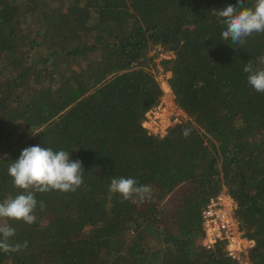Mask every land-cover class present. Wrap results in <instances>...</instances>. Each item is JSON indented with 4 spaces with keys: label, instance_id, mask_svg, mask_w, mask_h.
<instances>
[{
    "label": "trees",
    "instance_id": "obj_1",
    "mask_svg": "<svg viewBox=\"0 0 264 264\" xmlns=\"http://www.w3.org/2000/svg\"><path fill=\"white\" fill-rule=\"evenodd\" d=\"M227 3L0 0V202L22 191L8 167L25 147L69 151L84 169L75 191L35 194L33 224L8 222L10 243L27 247L0 250V264H242L222 241L200 243L202 211L223 190L255 240L249 263L264 264V92L243 71L264 67V33L223 41L214 11ZM156 45L188 115L162 136L142 126L162 94ZM120 177L151 198L111 193Z\"/></svg>",
    "mask_w": 264,
    "mask_h": 264
},
{
    "label": "clouds",
    "instance_id": "obj_2",
    "mask_svg": "<svg viewBox=\"0 0 264 264\" xmlns=\"http://www.w3.org/2000/svg\"><path fill=\"white\" fill-rule=\"evenodd\" d=\"M214 15L224 25L221 39L237 45L236 48H242L246 38L253 33H264V0H254L252 6H248L246 0H236V3H227L219 11H214ZM258 63L264 66V55L258 57ZM243 71L248 74V84L254 90L264 92V67H255L249 62ZM38 133L32 132L33 135ZM83 172L82 162L71 160L69 151H53L39 144L22 149L19 157L8 167L13 185L22 191L0 202V221H3L0 223V250L14 252L27 247V241L10 243L16 229L8 222L23 221L31 225L36 221V193L75 191L83 183ZM109 191L119 194L125 201L144 202L152 196L151 186L141 185L131 177L113 178ZM39 206L41 210L45 207L43 202Z\"/></svg>",
    "mask_w": 264,
    "mask_h": 264
},
{
    "label": "built area",
    "instance_id": "obj_3",
    "mask_svg": "<svg viewBox=\"0 0 264 264\" xmlns=\"http://www.w3.org/2000/svg\"><path fill=\"white\" fill-rule=\"evenodd\" d=\"M163 57H169L162 51ZM170 71L159 67L155 77L162 94L160 99L150 106L144 114L142 126L148 134L162 136L173 123L186 121L188 115L177 104L169 85ZM236 203L225 191L211 198L202 211V236L200 243L206 248L213 247L218 241L224 243L227 254L242 264H250L248 249L255 240L246 236L234 214Z\"/></svg>",
    "mask_w": 264,
    "mask_h": 264
},
{
    "label": "rangeland",
    "instance_id": "obj_4",
    "mask_svg": "<svg viewBox=\"0 0 264 264\" xmlns=\"http://www.w3.org/2000/svg\"><path fill=\"white\" fill-rule=\"evenodd\" d=\"M161 47L160 46H155L153 47L151 50H150V55H152L154 57V63H152V66H151V70L153 71L154 74H157V70L159 69V67L161 66L160 64V58L163 57L161 55ZM164 51V50H162ZM164 52H167V55L171 56L172 54L170 53V51H164ZM162 67V66H161Z\"/></svg>",
    "mask_w": 264,
    "mask_h": 264
}]
</instances>
